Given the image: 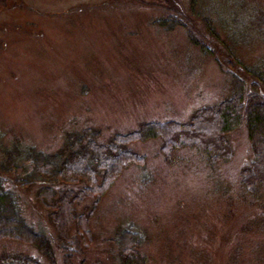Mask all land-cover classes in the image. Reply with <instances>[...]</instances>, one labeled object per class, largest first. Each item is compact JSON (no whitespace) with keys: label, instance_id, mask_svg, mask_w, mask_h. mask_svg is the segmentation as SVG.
Wrapping results in <instances>:
<instances>
[{"label":"rangeland","instance_id":"obj_1","mask_svg":"<svg viewBox=\"0 0 264 264\" xmlns=\"http://www.w3.org/2000/svg\"><path fill=\"white\" fill-rule=\"evenodd\" d=\"M188 1L0 0V167L15 150L13 162L29 169L30 148L54 153L67 134L84 128L106 143L145 122H185L195 109L233 94L235 77L254 81L243 68L264 64V38L247 23L254 12L264 14V0L203 2L232 41L242 35V65L230 60L232 68L223 70L190 41L189 29L157 22L180 20ZM207 41L216 57L223 52L220 42ZM228 139L227 164L208 163L192 147L165 161L160 139L131 143L144 166L124 169L102 198L88 222L90 243L79 239L72 264H120L116 240L125 232L139 241L134 264H264V184L250 186L255 174L243 173L253 161L244 121ZM15 173L0 168L24 220L62 264L58 235L35 199L38 186H14ZM90 205L85 200L74 212ZM13 256L50 264L30 245L0 242V264Z\"/></svg>","mask_w":264,"mask_h":264},{"label":"trees","instance_id":"obj_2","mask_svg":"<svg viewBox=\"0 0 264 264\" xmlns=\"http://www.w3.org/2000/svg\"><path fill=\"white\" fill-rule=\"evenodd\" d=\"M203 2L206 0H189L187 6H182L180 20L168 14L167 19L157 22L169 27L189 29L190 41L196 46L200 45L202 52L214 55L222 70L224 66L227 69L232 68L230 60L237 62L236 66L242 65L239 60L243 49L240 31L238 39L232 41L233 37L224 32L227 29L222 21L213 17L217 13L213 14L210 4ZM247 26L248 29L257 30L264 38V14L261 11L252 14ZM217 30L223 35H219ZM206 34L210 36V40L222 44L224 53L217 50V57L215 56L214 50L206 44L209 39ZM243 70H246L254 81L247 85L235 77L239 88L236 87L233 94L214 105L195 109L185 122H145L134 131L115 134L106 143L96 141L95 138L99 134L97 130L84 128L78 133L67 134L64 144L54 153L45 154L30 148L26 154L30 160L29 169L16 166L13 162V156L19 151L7 152L5 164L0 167L1 172L9 173L15 170L21 173L13 174L11 180V183L20 189L38 186L35 199L47 212V219L58 235L62 264H72L73 254L81 252L79 239L86 247L89 245V219L123 170L130 165L144 166V157L128 149L131 143L160 139V152L165 161H170L173 151L192 147L206 155L208 163L227 164L233 158L228 138L244 121L253 161L252 171L243 173L255 174L249 177L250 186L264 184V93L260 92L261 87L264 89V64L244 67ZM55 186L68 188L56 190ZM85 200H90L91 205L80 213H75L74 206ZM71 232L74 233L73 237H70ZM117 237L120 264H134L139 245L137 234L125 232ZM2 241L30 245L50 264H54V251L50 241L26 223L17 194L6 188L4 180L0 177V242ZM3 262L40 264L32 258L17 256L5 257Z\"/></svg>","mask_w":264,"mask_h":264}]
</instances>
